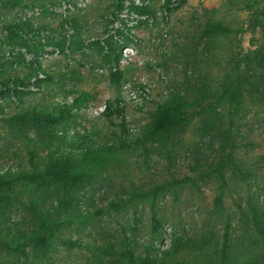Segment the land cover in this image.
Segmentation results:
<instances>
[{
	"label": "rangeland",
	"instance_id": "374dc122",
	"mask_svg": "<svg viewBox=\"0 0 264 264\" xmlns=\"http://www.w3.org/2000/svg\"><path fill=\"white\" fill-rule=\"evenodd\" d=\"M6 1L0 0V42L4 25L14 18H31L51 31L68 17L80 22L86 47L64 54L49 46L40 64L41 77L50 79L31 88L22 103L0 100V175L17 180L0 213V264H218L228 220L229 262L264 264V238L253 224L256 212L264 220V104L248 97L240 112L224 104L164 144L143 141L157 103L173 94L192 100L202 85L221 91L232 59L264 47L253 0H172L170 12L164 0H153V16L126 7L110 26L116 0H15V6ZM210 20L234 31L203 38L201 28ZM107 25L131 28L125 29L132 41L120 61L119 85L110 83L107 66L90 44L107 36ZM65 30L76 32L70 24ZM28 72L8 69L4 76ZM116 99L124 115L105 116L107 103ZM64 105L73 117L51 128L11 127L2 120L34 109L56 113ZM50 154L69 158L83 186L68 191L23 180ZM234 167L250 173L249 180L235 175ZM153 206L162 226L158 232ZM42 235L48 245L32 243ZM69 238L81 246L66 248L61 240ZM20 243L27 244L28 257L14 253Z\"/></svg>",
	"mask_w": 264,
	"mask_h": 264
},
{
	"label": "trees",
	"instance_id": "16d2710c",
	"mask_svg": "<svg viewBox=\"0 0 264 264\" xmlns=\"http://www.w3.org/2000/svg\"><path fill=\"white\" fill-rule=\"evenodd\" d=\"M152 1L141 3L134 0H116L111 11L112 19L108 25H114L120 20L121 14L126 7L130 13L139 16H153ZM184 3L185 0H181ZM129 2V4H127ZM6 5L15 6V0H7ZM163 9L172 11V0H164ZM255 8L252 17H255L264 27V0H253L250 8ZM47 13V12H45ZM140 20L139 24L146 23ZM72 26L76 32L66 35V26ZM106 27L107 36L100 41H91V46L97 48L103 64L107 66V74L111 84L119 85L124 77V71L120 66L124 49L131 43L126 30L130 27L124 25L122 28L109 29ZM4 32L0 42V100L16 98L23 102L24 97L31 94L32 87L40 88L42 83L50 76L41 77L42 66L40 58L46 53L49 46L58 47L61 53L65 54L67 49L83 51L86 47V39L80 22L76 19L63 18L60 30H47L49 27L44 24H35L31 18H14L4 25ZM57 31V32H55ZM234 29L222 21H208L201 28V37L212 39L219 36L230 35ZM45 33H48L44 36ZM5 47V51L4 48ZM7 51V52H6ZM7 54V55H6ZM28 56L31 58L28 59ZM230 72L222 85L221 91L209 90L206 85L197 87V95L192 100L184 96L173 94L171 99L164 103H157L155 111L151 113V121L143 133V141L151 144H164L168 142L175 133H179L199 117L209 116L218 112L224 104H228L233 112H240L245 100L253 98L264 104V47L252 51L237 54L231 62ZM28 68L25 75L13 74L4 76L8 69ZM34 81V82H32ZM122 101L115 100V104L109 101L104 110V115L111 117L124 115ZM230 110V112H231ZM4 113L0 105V114ZM73 117L69 105H64L56 113L44 112L41 110H29L14 115L3 117L2 120L11 127L20 128H51L62 124ZM126 131L125 123H122ZM126 144H123L125 146ZM235 175L245 181L249 180L250 173L240 168H233ZM23 180L37 184L39 187L60 188L64 190H75L83 186L84 178L81 173L72 171L69 158H58L53 154L45 165L33 166L32 172L26 173ZM17 180L7 175H0V213L3 206L9 202ZM164 186L156 188L155 194ZM151 219L154 225V232L161 229L159 214L156 209L151 210ZM253 224L256 231L264 238V220L262 214H253ZM44 231L49 226L42 228ZM222 242L219 249L218 264H232L230 259L231 221L228 220L222 233ZM7 243V242H3ZM39 246L48 245L47 237L42 235L32 242ZM61 243L68 249H75L81 246L77 240L62 239ZM14 253L28 257L27 244L20 243L13 249Z\"/></svg>",
	"mask_w": 264,
	"mask_h": 264
},
{
	"label": "built area",
	"instance_id": "2783aa9c",
	"mask_svg": "<svg viewBox=\"0 0 264 264\" xmlns=\"http://www.w3.org/2000/svg\"><path fill=\"white\" fill-rule=\"evenodd\" d=\"M32 82H34V81H32ZM32 88H34V87H32Z\"/></svg>",
	"mask_w": 264,
	"mask_h": 264
}]
</instances>
